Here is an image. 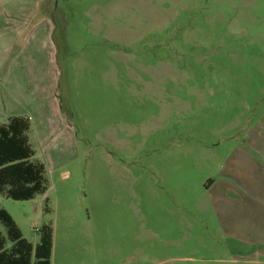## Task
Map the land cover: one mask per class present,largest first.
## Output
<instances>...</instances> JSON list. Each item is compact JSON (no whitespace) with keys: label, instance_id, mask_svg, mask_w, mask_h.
Here are the masks:
<instances>
[{"label":"rangeland","instance_id":"1","mask_svg":"<svg viewBox=\"0 0 264 264\" xmlns=\"http://www.w3.org/2000/svg\"><path fill=\"white\" fill-rule=\"evenodd\" d=\"M18 1L0 85H55L56 112L29 132L48 193L0 195L24 238L51 224V264H264V0Z\"/></svg>","mask_w":264,"mask_h":264},{"label":"trees","instance_id":"2","mask_svg":"<svg viewBox=\"0 0 264 264\" xmlns=\"http://www.w3.org/2000/svg\"><path fill=\"white\" fill-rule=\"evenodd\" d=\"M31 121L12 117L0 123V195L14 201H30L49 191L46 165L33 160L36 152L30 143ZM49 209V208H48ZM0 264H51L54 229L44 225L40 242L24 238L13 217L0 209Z\"/></svg>","mask_w":264,"mask_h":264},{"label":"crops","instance_id":"3","mask_svg":"<svg viewBox=\"0 0 264 264\" xmlns=\"http://www.w3.org/2000/svg\"><path fill=\"white\" fill-rule=\"evenodd\" d=\"M22 8L23 6L18 0H0V56L3 59L6 57V46H8L4 42L9 41V39L13 40L15 37L9 34H17L18 30L21 32L20 27L28 25V19L20 16ZM8 14L15 16L9 17ZM51 32V29H45L42 35L44 37L46 33L49 35ZM54 86L6 85V83L0 85V122H6L9 118L17 116L29 118L31 131L35 127L41 136L44 131H47L49 117H53L56 113L54 96H52ZM29 138L31 141L30 135Z\"/></svg>","mask_w":264,"mask_h":264}]
</instances>
